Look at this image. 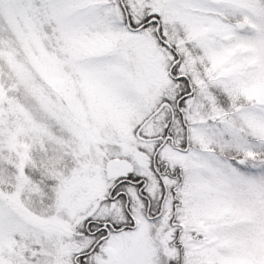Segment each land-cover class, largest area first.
<instances>
[{
	"label": "snow or ice",
	"instance_id": "6c2138e0",
	"mask_svg": "<svg viewBox=\"0 0 264 264\" xmlns=\"http://www.w3.org/2000/svg\"><path fill=\"white\" fill-rule=\"evenodd\" d=\"M0 264H264V0H0Z\"/></svg>",
	"mask_w": 264,
	"mask_h": 264
}]
</instances>
